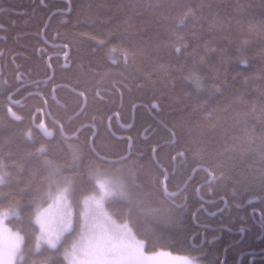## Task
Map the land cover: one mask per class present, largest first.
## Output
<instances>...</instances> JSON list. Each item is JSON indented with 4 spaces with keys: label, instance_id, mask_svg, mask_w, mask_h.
Returning a JSON list of instances; mask_svg holds the SVG:
<instances>
[{
    "label": "trees",
    "instance_id": "trees-1",
    "mask_svg": "<svg viewBox=\"0 0 264 264\" xmlns=\"http://www.w3.org/2000/svg\"><path fill=\"white\" fill-rule=\"evenodd\" d=\"M0 25V208L30 261L50 255L34 217L53 163L73 225L52 264L97 168L125 181L106 206L148 251L264 264V0H0Z\"/></svg>",
    "mask_w": 264,
    "mask_h": 264
},
{
    "label": "rangeland",
    "instance_id": "rangeland-1",
    "mask_svg": "<svg viewBox=\"0 0 264 264\" xmlns=\"http://www.w3.org/2000/svg\"><path fill=\"white\" fill-rule=\"evenodd\" d=\"M48 165V181L35 203L34 219L39 227L37 241H40V248L47 245L41 239L42 233L53 239L59 237V244L73 225L70 174L63 166L53 163ZM93 175L96 190L83 197L81 230L76 240L66 248L71 251L75 245L77 258L68 257L67 264H183L185 257H192L175 256V251L167 249L148 251L145 241L137 236L132 225L118 221L106 206L109 200L126 194L125 181L110 169H94ZM3 181L4 176L0 172V183ZM18 215L20 210L17 208H0V233L15 234L22 238L16 264H31L23 254L22 233L13 229L7 221L9 217ZM20 257H24L23 261ZM197 261L198 264H204Z\"/></svg>",
    "mask_w": 264,
    "mask_h": 264
},
{
    "label": "snow or ice",
    "instance_id": "snow-or-ice-1",
    "mask_svg": "<svg viewBox=\"0 0 264 264\" xmlns=\"http://www.w3.org/2000/svg\"><path fill=\"white\" fill-rule=\"evenodd\" d=\"M66 3H67V11L70 12L71 11V0H66ZM2 28L3 26L0 25V29ZM92 39H96V38L92 37ZM97 42L100 44L104 43L103 40H97ZM2 54H3V51H0V55ZM65 55H67V53H65ZM13 62L15 63L14 58H13ZM16 67L19 68L18 65H16ZM249 203H251V201H249ZM253 211H255V209ZM261 216H264V213H261ZM241 231H243V229H241ZM41 239H43L49 246L50 255L47 258L40 260V261L32 260L31 264H52L53 256L57 250L59 237H56V239H53L51 236H47L42 233ZM21 243H22V238L17 237L15 234H10L6 232L0 233V264H16L17 255L20 252ZM36 251L37 253L40 251V241L39 240L37 241ZM63 256L65 259H67L68 257L77 258L76 246L73 245V248L71 251L65 249ZM20 259L21 261H23L24 257H20ZM183 264H198V261L196 257H191V258L185 257Z\"/></svg>",
    "mask_w": 264,
    "mask_h": 264
},
{
    "label": "flooded vegetation",
    "instance_id": "flooded-vegetation-1",
    "mask_svg": "<svg viewBox=\"0 0 264 264\" xmlns=\"http://www.w3.org/2000/svg\"><path fill=\"white\" fill-rule=\"evenodd\" d=\"M59 44H54L53 45V48H54V51L52 52V55L51 56H59V53L57 52V51H55V49L58 47L59 48ZM65 49H66V51L62 54V53H60V55H62L61 57L63 58V61L65 62L66 61V59H67V55H68V51H69V47L68 46H66L65 47ZM65 53H67V55H65ZM53 68V66H51V69ZM45 108H47V106L45 107ZM46 112V113H45ZM45 112L43 111V110H41V117H40V119L37 121V119H36V114H34L33 115V118H32V121H33V123H34V125L38 128V124L39 123H41L42 121L44 122V125L49 129V130H51V131H53L54 133H55V130H54V128L53 127H51L49 124H48V122H47V117H46V114H48L47 112H48V110L46 111V109H45ZM118 123H119V121H118ZM120 131H123V129L121 128V130ZM176 259H179V258H176ZM156 264V263H155ZM160 264H168V262H164V263H160Z\"/></svg>",
    "mask_w": 264,
    "mask_h": 264
},
{
    "label": "water",
    "instance_id": "water-1",
    "mask_svg": "<svg viewBox=\"0 0 264 264\" xmlns=\"http://www.w3.org/2000/svg\"><path fill=\"white\" fill-rule=\"evenodd\" d=\"M37 126H38V129L41 130V132L43 134H45L46 137H48V138L53 137L54 132L51 131V130H48V128L44 125V122L43 121L41 123H39ZM165 179H166V177H165Z\"/></svg>",
    "mask_w": 264,
    "mask_h": 264
},
{
    "label": "bare ground",
    "instance_id": "bare-ground-1",
    "mask_svg": "<svg viewBox=\"0 0 264 264\" xmlns=\"http://www.w3.org/2000/svg\"><path fill=\"white\" fill-rule=\"evenodd\" d=\"M45 85V84H44ZM11 109V108H10ZM12 110V109H11ZM14 114V113H13ZM49 130V129H48Z\"/></svg>",
    "mask_w": 264,
    "mask_h": 264
}]
</instances>
